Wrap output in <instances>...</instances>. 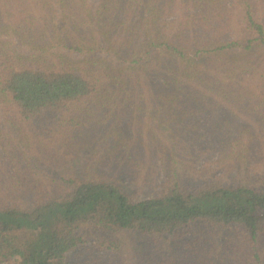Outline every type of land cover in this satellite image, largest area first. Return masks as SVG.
<instances>
[{
	"label": "trees",
	"instance_id": "trees-1",
	"mask_svg": "<svg viewBox=\"0 0 264 264\" xmlns=\"http://www.w3.org/2000/svg\"><path fill=\"white\" fill-rule=\"evenodd\" d=\"M0 264H264V0H0Z\"/></svg>",
	"mask_w": 264,
	"mask_h": 264
},
{
	"label": "rangeland",
	"instance_id": "rangeland-1",
	"mask_svg": "<svg viewBox=\"0 0 264 264\" xmlns=\"http://www.w3.org/2000/svg\"><path fill=\"white\" fill-rule=\"evenodd\" d=\"M145 196V194H141V196L140 197H144Z\"/></svg>",
	"mask_w": 264,
	"mask_h": 264
}]
</instances>
